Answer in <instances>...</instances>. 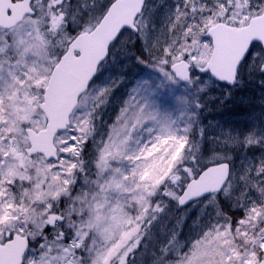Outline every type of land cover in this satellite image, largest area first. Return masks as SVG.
<instances>
[{"label": "snow or ice", "instance_id": "obj_1", "mask_svg": "<svg viewBox=\"0 0 264 264\" xmlns=\"http://www.w3.org/2000/svg\"><path fill=\"white\" fill-rule=\"evenodd\" d=\"M0 264H264V0H0Z\"/></svg>", "mask_w": 264, "mask_h": 264}, {"label": "trees", "instance_id": "obj_2", "mask_svg": "<svg viewBox=\"0 0 264 264\" xmlns=\"http://www.w3.org/2000/svg\"><path fill=\"white\" fill-rule=\"evenodd\" d=\"M220 112L222 113V115L218 116L219 118H222L224 120H233V119H237V117L234 116H230L228 111L226 109H221ZM215 115V114H214ZM219 115V114H218Z\"/></svg>", "mask_w": 264, "mask_h": 264}, {"label": "rangeland", "instance_id": "obj_3", "mask_svg": "<svg viewBox=\"0 0 264 264\" xmlns=\"http://www.w3.org/2000/svg\"><path fill=\"white\" fill-rule=\"evenodd\" d=\"M214 114H215L217 117L220 116V115H222V113L220 112V110L217 111V112H215ZM218 114H219V115H218ZM218 118H219V117H218ZM233 120H235V119H233Z\"/></svg>", "mask_w": 264, "mask_h": 264}]
</instances>
